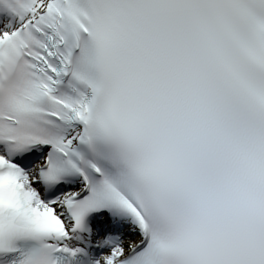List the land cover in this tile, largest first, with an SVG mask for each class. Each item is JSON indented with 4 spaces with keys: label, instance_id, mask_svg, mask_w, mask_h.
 Returning a JSON list of instances; mask_svg holds the SVG:
<instances>
[{
    "label": "snow or ice",
    "instance_id": "1",
    "mask_svg": "<svg viewBox=\"0 0 264 264\" xmlns=\"http://www.w3.org/2000/svg\"><path fill=\"white\" fill-rule=\"evenodd\" d=\"M0 264H264V0H0Z\"/></svg>",
    "mask_w": 264,
    "mask_h": 264
}]
</instances>
